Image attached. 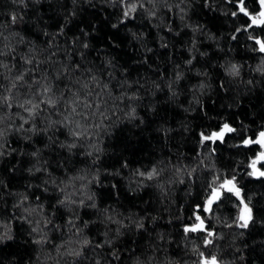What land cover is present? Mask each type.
<instances>
[{
  "label": "trees",
  "instance_id": "1",
  "mask_svg": "<svg viewBox=\"0 0 264 264\" xmlns=\"http://www.w3.org/2000/svg\"><path fill=\"white\" fill-rule=\"evenodd\" d=\"M142 2L125 18L120 0H0V33L8 37L0 49L16 56L13 75L27 55L44 61L50 78L79 63L108 85L88 124L91 140L71 151L61 147L72 142L67 129L6 135L0 264H202L212 256L218 264H264V177L248 175L264 148L242 145L264 131V53L249 39L264 40V28L237 32L250 21L232 16L228 0ZM247 6L259 10L255 0ZM55 84L59 95L68 81ZM224 124L236 131L201 143V133ZM257 167L264 171V161ZM153 168L159 175L148 179ZM233 177L240 198L220 190L204 211L212 188ZM241 199L252 209L247 228L238 226ZM196 215L203 229L185 233L199 224Z\"/></svg>",
  "mask_w": 264,
  "mask_h": 264
},
{
  "label": "snow or ice",
  "instance_id": "2",
  "mask_svg": "<svg viewBox=\"0 0 264 264\" xmlns=\"http://www.w3.org/2000/svg\"><path fill=\"white\" fill-rule=\"evenodd\" d=\"M17 0H13V3H16ZM121 4L124 5L123 17H130L132 12H135L137 8H144V3L142 0H137L136 3H129L128 0H120ZM183 2V0H181ZM229 3H233L236 11L231 13L232 16H237L242 14L244 17L248 18L249 23L246 24L243 28L236 29L237 32L248 31L254 27L264 28V0H255V3L258 5V11H250L247 6V0H228ZM19 3L23 4L24 0H19ZM148 3L155 5L156 0H148ZM149 15H155L154 12H150ZM12 23H15L17 17L12 16ZM123 22V21H121ZM116 27V25H113ZM0 38L7 40L8 37L4 36L3 33H0ZM236 39L235 36L232 37ZM249 39L254 40L255 44L258 45V51L264 53V40L254 37L249 34ZM88 45L85 44L86 48ZM4 48H8V45H4ZM14 51V50H12ZM10 56V59L13 61L12 65H9L4 62L3 59H0V77L9 81L8 87L0 85V111L5 109L8 110L9 115L6 117L0 115V148L4 147L3 141L5 140L6 135L15 130L16 132H25V133H47L50 130L56 129H67L68 134L72 138V142L68 144H62L61 147H66L69 151L77 147V142L81 139L88 137L89 141L91 137L88 136V124L89 121L96 115V112L100 109L101 105L97 103L101 98V93L103 90L108 88L106 83L102 84L97 76L92 73L91 69H83L79 63L72 65H65L56 72V75L52 78L49 77L48 72L44 71L41 68V64L44 61H39L35 57H29L27 55L21 56L20 60L23 61L21 68L23 70H17L13 75V69L15 67L16 56L11 55V52H6L3 49H0V57ZM191 61H189L190 63ZM24 65L29 67L25 68ZM5 72L7 75H5ZM233 74H238V69L236 66H233L231 69ZM40 75H37V74ZM84 73H87L90 76V80H82L79 77H83ZM28 76L29 79H25ZM111 76V73H109ZM61 77L68 81V84L65 85L63 92L57 94L58 89L56 88L55 81L59 80ZM179 75L177 79H179ZM20 88H23L25 91L21 92ZM97 89H100L99 91ZM71 97V98H70ZM129 100L135 99V97H127ZM16 108L17 111L12 112L11 110ZM133 113L135 109H132ZM12 116H15L19 121V125L6 124V119H11ZM52 116L60 117L59 119L52 120ZM40 119L43 121L42 127H37L36 121ZM81 121H84V124H81ZM25 125H29L28 128H25ZM93 127L99 128L100 125L94 124ZM236 129L230 127L228 124H224L219 132H213L211 135H204L201 133V143L204 141H215L217 139L223 140L225 133L235 132ZM30 137L25 136V139ZM51 139V137H49ZM252 144H259L261 148H264V131H261L258 137L253 140L252 138H245L242 141L243 146H249ZM3 152H0V155H3ZM37 152H33L32 155L37 156ZM92 153H88L91 155ZM261 161H264V151H261L255 159L251 160L248 165L252 169L248 173L249 176H259L264 177V171L257 168V164ZM126 166V165H125ZM40 169H37L39 171ZM141 176L145 174L140 173ZM159 172L156 168H153L150 172L147 173V178L152 179L155 176H158ZM225 190L228 193L234 194L237 198H240L241 193L240 189L235 184V177L232 179H226L221 183L218 188L213 187L210 197L205 202L204 211H209L210 206L216 200L220 199L221 191ZM243 207L241 208L240 215L237 217L239 221L238 226L241 228H247L249 221L252 219V209L244 202L243 199L240 200ZM61 204H64L65 201H60ZM83 203V201H81ZM199 207V206H198ZM196 220L199 221V224H196L192 227H185V233L195 232L197 230H202L204 226V221L199 215H196ZM71 223V221L69 222ZM143 227V225H139ZM33 232L37 231V228L32 229ZM208 237L213 236L212 232H208ZM3 239V237H0ZM36 243H42L43 240H37ZM212 241L206 239L205 243L209 244ZM89 242L84 241V244L87 245ZM77 256L80 253H75ZM201 256L203 254L201 253ZM99 264V262H98ZM202 264H218L217 258L212 256L211 259H204Z\"/></svg>",
  "mask_w": 264,
  "mask_h": 264
},
{
  "label": "rangeland",
  "instance_id": "3",
  "mask_svg": "<svg viewBox=\"0 0 264 264\" xmlns=\"http://www.w3.org/2000/svg\"><path fill=\"white\" fill-rule=\"evenodd\" d=\"M258 168V167H257ZM243 207V206H242Z\"/></svg>",
  "mask_w": 264,
  "mask_h": 264
}]
</instances>
